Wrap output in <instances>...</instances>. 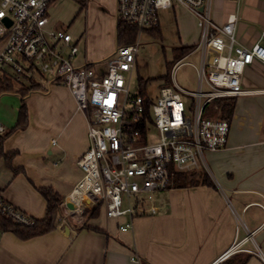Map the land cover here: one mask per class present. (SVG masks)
I'll list each match as a JSON object with an SVG mask.
<instances>
[{
    "label": "crops",
    "instance_id": "obj_1",
    "mask_svg": "<svg viewBox=\"0 0 264 264\" xmlns=\"http://www.w3.org/2000/svg\"><path fill=\"white\" fill-rule=\"evenodd\" d=\"M98 2L92 0L90 8L97 13L98 27L87 11L83 31L73 35L79 46L76 65L87 61L103 68L119 47L117 0ZM89 3L85 1L86 10ZM173 11L183 46L197 45L198 19L182 6ZM190 16L198 31L191 32L184 25V18ZM234 16L240 43L264 46V0H213L212 18L217 23ZM54 22L49 16L47 27L54 29ZM96 28L102 44L98 47L94 46ZM0 44L1 52L4 41ZM35 73L40 87L26 95L22 82L0 92V120L6 126L0 192L34 218L49 215L50 220L39 232L18 228L3 232L0 264H219L242 252L250 253L246 264H264L262 61L254 60L245 68L242 87L246 92L235 96L227 147L205 154L214 184L179 187L172 183L153 202L157 211L138 214L133 228L126 230L120 226L128 217L107 218L103 208L88 210L82 220L69 216L62 203L57 211L48 209L40 187L52 188L66 201L84 177L78 160L90 146L89 125L66 85ZM23 100L27 125L12 130ZM229 250L230 255L221 259ZM134 255L140 263L132 259Z\"/></svg>",
    "mask_w": 264,
    "mask_h": 264
},
{
    "label": "built area",
    "instance_id": "obj_2",
    "mask_svg": "<svg viewBox=\"0 0 264 264\" xmlns=\"http://www.w3.org/2000/svg\"><path fill=\"white\" fill-rule=\"evenodd\" d=\"M55 1L0 0V41H4L0 75L20 83L39 72L70 89L78 110L88 119L90 146L78 160L84 177L62 206L76 220L88 210L103 208L107 218H129L122 230L133 228L138 214L157 211L152 205L154 193L167 189L177 171L201 168L206 151L227 147L230 121L210 113L209 104L246 92L243 73L254 60L264 63V46L240 43L235 16L217 23L212 18L213 0H117L118 19L137 26L139 34L160 26L161 10L180 6L198 19L201 28L196 45L202 51L198 89L188 90L176 82L181 64L177 62L172 68L175 87L162 86L147 114L141 90L132 92L140 35L136 42L119 46L103 68L87 61L76 65L79 46L71 32L47 27L49 6ZM153 127L159 132L157 142H149ZM5 132L0 120V135ZM35 223L0 192V235L10 228L28 230ZM132 259L140 263L137 255Z\"/></svg>",
    "mask_w": 264,
    "mask_h": 264
},
{
    "label": "rangeland",
    "instance_id": "obj_3",
    "mask_svg": "<svg viewBox=\"0 0 264 264\" xmlns=\"http://www.w3.org/2000/svg\"><path fill=\"white\" fill-rule=\"evenodd\" d=\"M81 1L83 0H56L53 2L49 6V16L55 21L54 28H64L74 36L79 35L83 31L87 11L91 16V20L94 19L98 27L99 19L97 13L96 11H92V13L90 11L92 0H90L88 10L85 7L81 8ZM94 1L99 3L98 0ZM192 16L184 18V25L191 32L198 31L197 24ZM97 30L96 28L94 34L95 47L102 45L99 43L98 39L100 34ZM139 35L140 44L137 64L132 76V92H138L143 89L152 101L156 102L160 96L162 86L168 85L175 87L172 68L177 62L181 64L176 71V82L188 90L198 89L197 67L201 65L202 51L196 49V45H193L194 49L189 54L173 65L176 58L175 49L182 47L183 44L180 39L176 16L172 9L160 11V27L157 32L144 30ZM32 77L33 82L31 80L24 81L23 79L21 81L26 86V90L31 85L38 84V76H34L33 74ZM141 80H143L142 83ZM184 99L189 101L186 95H184ZM217 114L220 115V113H215V115ZM158 140V129L153 127L149 133V142H157ZM203 167L208 170L206 165H203ZM159 193L160 191L154 193L155 199Z\"/></svg>",
    "mask_w": 264,
    "mask_h": 264
},
{
    "label": "trees",
    "instance_id": "obj_4",
    "mask_svg": "<svg viewBox=\"0 0 264 264\" xmlns=\"http://www.w3.org/2000/svg\"><path fill=\"white\" fill-rule=\"evenodd\" d=\"M82 7L85 6L84 0L81 1ZM160 27V26H159ZM159 27L147 29L150 32H157L159 30ZM139 34V29L137 26L129 24L127 22H124L122 20H119L118 26H117V39L119 46L126 45V44H132L136 42L137 37ZM194 49V46H182L177 47L175 49L176 51V58L173 63V65L189 54ZM36 74V73H35ZM26 76V75H25ZM31 77L29 78L31 81L33 80ZM33 82V81H32ZM143 80H141V83ZM17 82L6 75H0V92L4 91H10L13 90L16 86ZM40 87V84H34L29 87V89L22 90L23 96L27 94V91L30 89L38 88ZM142 95L146 98V104H147V114H149V105L152 102V99L149 97V95L142 89L141 90ZM235 96L232 97H224L214 100L209 104L208 111L210 113H220V116L222 118H226L230 121L234 108H235ZM28 122V110L25 100L22 101L20 111H19V118L17 125L12 129H16L18 127H25ZM11 130V131H12ZM4 137L3 135H0V152L2 153V144H3ZM173 185L184 187V186H196L200 184H207V185H213V181L208 174L207 170L204 167L193 169L189 171H177L173 177L172 180ZM39 192L45 197V199L48 202V209L50 210L52 207H55L54 211H57L61 205V203L64 201V198L60 196L58 193H56L52 188L50 187H40ZM36 219V223L33 227H29L27 231L31 233L39 232L41 230H44L49 225L50 217L49 215L45 216L43 219ZM7 225H10L9 221L5 222ZM250 257V253H236L232 256H229L227 259H225L223 262L219 264H246L248 258Z\"/></svg>",
    "mask_w": 264,
    "mask_h": 264
},
{
    "label": "water",
    "instance_id": "obj_5",
    "mask_svg": "<svg viewBox=\"0 0 264 264\" xmlns=\"http://www.w3.org/2000/svg\"><path fill=\"white\" fill-rule=\"evenodd\" d=\"M68 206H69L70 208H72V207H73V204H72V203H69Z\"/></svg>",
    "mask_w": 264,
    "mask_h": 264
}]
</instances>
